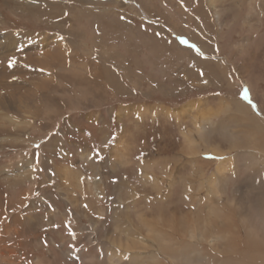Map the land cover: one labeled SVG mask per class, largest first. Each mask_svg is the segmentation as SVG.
<instances>
[{"label": "rangeland", "instance_id": "obj_1", "mask_svg": "<svg viewBox=\"0 0 264 264\" xmlns=\"http://www.w3.org/2000/svg\"><path fill=\"white\" fill-rule=\"evenodd\" d=\"M254 139L264 147V0H0V264H92L83 251L127 241L119 213L159 234L132 199L150 196L157 219L154 186L171 176L183 219L197 210L174 233L199 243L194 264H264Z\"/></svg>", "mask_w": 264, "mask_h": 264}, {"label": "bare ground", "instance_id": "obj_2", "mask_svg": "<svg viewBox=\"0 0 264 264\" xmlns=\"http://www.w3.org/2000/svg\"><path fill=\"white\" fill-rule=\"evenodd\" d=\"M168 112V111H167ZM176 117L179 116L180 113H173ZM246 126L250 129H252V126L248 123H245ZM203 130H206V127H201ZM252 147L257 149L260 153H264V147L257 142V140H253L251 142ZM218 148H215V151L219 152ZM216 152V154H218ZM264 159V157H263ZM123 160L119 161H113L111 165L117 163L118 166L122 164ZM166 161H162L161 165H166ZM264 163V162H263ZM223 166V165H222ZM163 168V167H162ZM264 170V166H263ZM60 173L58 172L57 175ZM223 176L222 168H220L217 173L215 174V177H221ZM145 179V178H144ZM149 179V176H148ZM181 180V179H180ZM154 182V179H153ZM177 182V181H176ZM184 186L181 193H188L192 189L190 188L187 180H184ZM175 184V178L174 176H171L169 179H165V188L168 189L167 193H163V188L159 187L158 185L154 186L155 192L157 193L156 199L167 201L164 206L166 209L163 211L168 213L169 218H167L164 214V212L160 213L157 216V219L149 218V216H152L155 212L153 211L156 207L154 206V202L149 201L151 199L150 196H147L146 194L144 196H137L134 199H132V203L137 205L140 203H143L145 207H149L137 211L136 213H139L137 215V222L138 226L141 228H145L149 231H157V233L149 234L145 237H142V235L139 233L136 227L132 225L131 221L127 217H120L119 215L114 214L112 217V222L114 224H118L120 222V225L117 227L121 228L120 233L123 234L126 238V242L120 241L122 240L121 236H119V239H110L108 248H105L103 251L100 249H97L95 253L90 251H83L81 254V259H83L86 262L92 263V264H112L110 261H104L103 255L105 254L109 260L117 259V262L114 264H194L195 260L204 259L207 260V256L202 253L201 247L199 243H182V239L177 238V235H174L175 230L181 228V223H185L188 225L192 222L196 211L192 208L189 213H187L183 219V216L181 215V212L183 208L179 204L180 200L179 198L177 201H174V197H171L173 188ZM196 184V182H194ZM198 186H201L200 184H196ZM192 186V182H191ZM194 186V185H193ZM213 194V192H211ZM196 197V196H194ZM186 198L188 200L192 199L189 194H186ZM193 203H196V199H192ZM197 204V203H196ZM227 205L235 206L236 202H233L232 204L226 203ZM196 206V205H195ZM155 207V208H154ZM197 207V206H196ZM114 209H119L121 211H127L128 205L124 201H120V203L115 206ZM104 211L101 213L102 216L104 215ZM124 214V213H123ZM125 215V214H124ZM105 217H103V220ZM239 222L243 224V218L239 216L238 218ZM130 221V222H129ZM102 227V226H101ZM159 227L163 228L164 231L158 230ZM85 229H92L90 225H88ZM169 231V232H168ZM201 233L198 231L191 232L189 234V237L192 239H196L199 241H204L211 247L214 246L213 240L208 237H206L204 234H197ZM249 232L246 231V234ZM252 234V235H251ZM113 235V234H112ZM110 234V236H112ZM92 237V236H91ZM90 237V239H91ZM107 238V237H106ZM250 243L253 241H257L258 239L255 237L254 232H250V235L248 236ZM163 239H167L171 243H164ZM254 243V242H253ZM252 243V244H253ZM249 244V243H248ZM114 249H120L121 252L117 253L114 251ZM108 250V251H107ZM261 250V251H260ZM257 250L252 249V252L257 253L259 256H264V252H262V249Z\"/></svg>", "mask_w": 264, "mask_h": 264}, {"label": "snow or ice", "instance_id": "obj_3", "mask_svg": "<svg viewBox=\"0 0 264 264\" xmlns=\"http://www.w3.org/2000/svg\"><path fill=\"white\" fill-rule=\"evenodd\" d=\"M21 51H22V49H21ZM15 64V60L13 59V60H10L9 61V63H8V67H12L13 65ZM248 97H249V93H248V91L247 90H245L244 91V99H248ZM37 147H39V146H37ZM97 154H99V153H97ZM114 183L116 182V181H113ZM71 236H73V238H75V233L74 232H70L69 233Z\"/></svg>", "mask_w": 264, "mask_h": 264}]
</instances>
